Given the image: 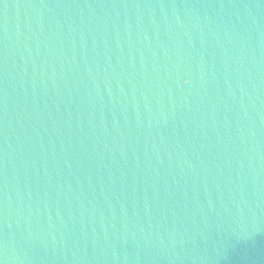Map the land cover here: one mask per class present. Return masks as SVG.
<instances>
[{
    "label": "water",
    "instance_id": "1",
    "mask_svg": "<svg viewBox=\"0 0 264 264\" xmlns=\"http://www.w3.org/2000/svg\"><path fill=\"white\" fill-rule=\"evenodd\" d=\"M0 264H264V0H0Z\"/></svg>",
    "mask_w": 264,
    "mask_h": 264
}]
</instances>
